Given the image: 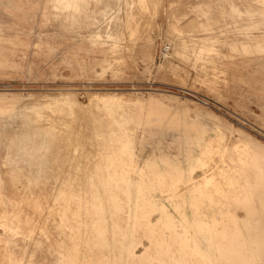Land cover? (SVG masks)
Segmentation results:
<instances>
[{
    "label": "rangeland",
    "instance_id": "1",
    "mask_svg": "<svg viewBox=\"0 0 264 264\" xmlns=\"http://www.w3.org/2000/svg\"><path fill=\"white\" fill-rule=\"evenodd\" d=\"M122 1L0 0V264H264V0Z\"/></svg>",
    "mask_w": 264,
    "mask_h": 264
},
{
    "label": "bare ground",
    "instance_id": "2",
    "mask_svg": "<svg viewBox=\"0 0 264 264\" xmlns=\"http://www.w3.org/2000/svg\"><path fill=\"white\" fill-rule=\"evenodd\" d=\"M124 2H125V0H123ZM122 1V2H123ZM119 10V9H118ZM121 10V9H120ZM119 10V11H120ZM117 11V10H116ZM116 13V12H115ZM113 16V15H112ZM112 18V17H111ZM111 21V20H110ZM119 24V21L117 20L116 22H113V25H115V26H117ZM119 26V25H118ZM103 27V26H102ZM101 27V28H102ZM97 30H99V29H97ZM100 30H102V29H100ZM99 32V31H98ZM115 33V32H114ZM114 35V34H113ZM114 36H116V35H114ZM111 37V36H110ZM105 38V37H104ZM93 43V45H94V41L92 42ZM96 44H98V43H96ZM102 44V43H101ZM120 47V46H119ZM167 47H170L171 48V46L170 45H167ZM101 48H104V49H106L107 48V46H105V45H102L101 46ZM102 50V49H101ZM172 50V49H171ZM107 63V61H103V64H106ZM97 68V67H96ZM95 74V73H94ZM89 93V92H88ZM6 95H8V94H6ZM75 94H72V93H70V91L69 92H67V93H65V94H60V96H58V97H55L54 95L52 96V97H47V98H44L43 100L44 101H47L46 102V104H50V106H51V104H53V106L55 105L56 106V108H57V110H59V111H62L63 113H64V116L67 118V119H69V120H73V119H75V117L77 116V115H79L81 112H83V111H85V113H86V109L88 108V107H90V105H94L95 106V108H97V109H100V108H103V107H105V106H111V105H113V104H116V103H120L121 104V102H120V100H119V93H108V94H105V95H103V96H98L96 93H90V94H88L89 96L88 97H90V98H88V100H89V103H87V104H84V103H81L80 101H78V99L76 98V96H74ZM134 95L135 96H139L140 94H137V93H134ZM149 95V98H150V101H155L156 100V98H154L153 97V95L152 94H148ZM57 96V95H56ZM14 97H18V96H16V95H14ZM20 97V96H19ZM160 97H166V98H168V99H172L173 97L172 96H165V95H163V94H161L160 95ZM176 99V98H175ZM42 99L41 100H37V99H35L34 100V102H39V101H43ZM130 102V101H129ZM84 114V113H83ZM83 117V116H82ZM79 121V120H78ZM73 122V121H72ZM75 122V121H74ZM70 124H71V122H69ZM77 123V122H76ZM75 124V123H74ZM80 124H81V121H80ZM62 125H64V123H62ZM67 125V124H66ZM65 125V126H66ZM64 126V127H65ZM80 126V125H79ZM53 127V126H52ZM69 127V126H68ZM77 127V126H76ZM54 128V127H53ZM76 129V128H75ZM43 130V129H42ZM36 131H37V129H36ZM39 131V130H38ZM36 133V132H35ZM41 133H42V131H41ZM45 133H47L48 134V132H45ZM51 133V132H50ZM38 134H39V132H38ZM38 134L36 133V135L38 136ZM40 135V134H39ZM42 135H44V134H42ZM203 135V134H202ZM36 136V137H37ZM40 137V136H39ZM43 137V136H42ZM41 137V138H42ZM44 138V137H43ZM47 138V137H46ZM37 139V138H36ZM45 139V138H44ZM38 140H40V139H38ZM40 143V142H39ZM49 143V142H48ZM42 144V143H41ZM230 145V144H229ZM73 146V145H72ZM232 146L233 147H236V149H242V150H244L245 152H252V151H257L254 147H252V146H250V144L248 145V144H246V142H242V141H236V142H234L233 144H232ZM29 148V147H28ZM34 149H36V148H34ZM259 149V148H258ZM257 156L259 157L260 155H261V151L260 150H258L257 151ZM259 160V164L261 165V166H264V161L262 160V159H258ZM264 177V171L263 170H259V174H257V175H255V178H257V179H259V178H263ZM200 180V179H199ZM261 243H262V241L261 240H258V241H256V242H254V243H247V242H237V245L239 246V247H244V246H248V245H254L255 247H260L259 245H261ZM151 248V246L150 247H148L147 248V250H146V252L141 256V257H143V256H146L147 255V253H148V251H149V249ZM240 250H242V249H240ZM62 256V255H61ZM135 257H136V255H135ZM61 260V259H60ZM234 260V259H233ZM62 261V260H61ZM60 262V261H59ZM227 264H228V262H227Z\"/></svg>",
    "mask_w": 264,
    "mask_h": 264
},
{
    "label": "crops",
    "instance_id": "3",
    "mask_svg": "<svg viewBox=\"0 0 264 264\" xmlns=\"http://www.w3.org/2000/svg\"><path fill=\"white\" fill-rule=\"evenodd\" d=\"M69 1H71V5L76 4L79 10L83 11V9H85V11H88V13H92V14H98V13L105 14L109 12L110 11L109 9L111 7H114L115 5L114 0H107V2L105 3L103 2V0H94L96 1L97 5H100V6L89 8L91 0H69ZM65 6H67V4ZM148 48H151V47H148ZM144 54L146 55V57H152L153 51L151 49L145 48ZM256 224H259L261 226L260 227L261 231L252 233V235L251 236L249 235L248 238L249 240L251 239L252 242L260 240V239L264 242V217H262V219H258L256 221Z\"/></svg>",
    "mask_w": 264,
    "mask_h": 264
},
{
    "label": "built area",
    "instance_id": "4",
    "mask_svg": "<svg viewBox=\"0 0 264 264\" xmlns=\"http://www.w3.org/2000/svg\"><path fill=\"white\" fill-rule=\"evenodd\" d=\"M170 53H171V48L165 45L161 50L160 55L162 58H166L168 55H170Z\"/></svg>",
    "mask_w": 264,
    "mask_h": 264
}]
</instances>
